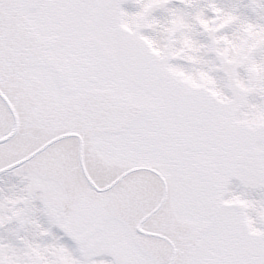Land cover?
<instances>
[{"label": "snow or ice", "instance_id": "snow-or-ice-1", "mask_svg": "<svg viewBox=\"0 0 264 264\" xmlns=\"http://www.w3.org/2000/svg\"><path fill=\"white\" fill-rule=\"evenodd\" d=\"M0 264H264V0H0Z\"/></svg>", "mask_w": 264, "mask_h": 264}]
</instances>
